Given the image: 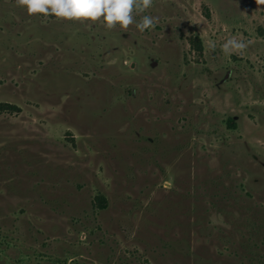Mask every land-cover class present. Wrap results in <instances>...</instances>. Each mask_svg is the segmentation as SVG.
Listing matches in <instances>:
<instances>
[{"label":"rangeland","instance_id":"rangeland-1","mask_svg":"<svg viewBox=\"0 0 264 264\" xmlns=\"http://www.w3.org/2000/svg\"><path fill=\"white\" fill-rule=\"evenodd\" d=\"M133 17L0 0V264H264V3Z\"/></svg>","mask_w":264,"mask_h":264},{"label":"clouds","instance_id":"clouds-1","mask_svg":"<svg viewBox=\"0 0 264 264\" xmlns=\"http://www.w3.org/2000/svg\"><path fill=\"white\" fill-rule=\"evenodd\" d=\"M152 0H15L18 7L23 8L29 15L43 14L66 20H103L108 29L119 25L123 29L134 23L133 10L143 12L150 7ZM264 3V0H258ZM153 17L145 15L136 28L143 32L154 27ZM243 48V43L233 40L227 41L223 48L227 52L229 47Z\"/></svg>","mask_w":264,"mask_h":264},{"label":"trees","instance_id":"trees-1","mask_svg":"<svg viewBox=\"0 0 264 264\" xmlns=\"http://www.w3.org/2000/svg\"><path fill=\"white\" fill-rule=\"evenodd\" d=\"M5 108H15L14 105L8 104V103H0V109Z\"/></svg>","mask_w":264,"mask_h":264}]
</instances>
